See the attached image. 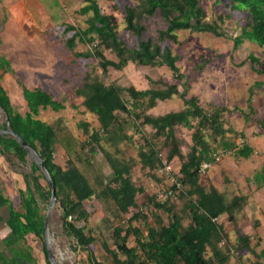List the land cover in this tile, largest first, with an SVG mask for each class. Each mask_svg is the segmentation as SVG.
<instances>
[{"label":"trees","instance_id":"trees-1","mask_svg":"<svg viewBox=\"0 0 264 264\" xmlns=\"http://www.w3.org/2000/svg\"><path fill=\"white\" fill-rule=\"evenodd\" d=\"M113 4L114 10L122 9L123 28L136 37L134 44H127L119 36L113 11H103L97 0H85L78 9L79 14L87 15L84 28L67 23L63 29L64 34H68L64 45L74 57L95 60L91 71L85 74L74 93L82 97L81 105L95 116L97 124L90 126L86 120L77 121L75 126L82 134L65 133V138L62 137L61 132H65V128L37 116L40 110L56 112L65 108L63 101L40 88H26L19 81L27 109L24 113L15 110L0 85V108L6 117L0 128L16 132L42 158L54 187L62 230L73 239L74 251L86 253V264H101L92 249L97 242L93 232L96 229L87 225L90 214L83 204L92 196L102 198L105 203L111 201L115 216L129 213L125 221L112 227L109 237L103 236L99 240L109 264H229L230 248L220 244L224 240V229L216 219L226 214L229 220L234 221L235 214L245 204V198L243 195L228 198L215 187L199 183L200 164L214 161L212 152L217 145L225 150L234 148V155L240 157H248L253 152L249 145L237 146L225 138V134L231 131L225 126L223 117V111L227 109L224 106L206 109L200 105L197 96H188L186 90L181 92L178 89L177 83H168L161 78L150 79L152 86L143 89L133 85L122 87L106 78L109 70H122L132 63L137 66H164L173 78L181 80L183 73L177 64L179 55L170 43L178 42V32L182 30L225 36L221 26L223 19L219 16L220 23L216 19H207L201 0H137L135 4ZM228 6L245 13L241 31L233 37V48L244 39L264 47V0H229ZM155 14L165 27L159 29L155 37L142 38L144 21ZM78 43H86L88 47L78 50ZM106 52L113 57H108ZM262 57L249 53L244 61L253 68L258 65L255 72L264 73V49ZM96 68L100 74L95 72ZM198 68L201 69L202 64H198ZM0 69L3 72L10 70L8 60L2 56ZM254 84L263 85L264 81ZM248 90L246 106L249 113L244 117L254 121L255 134L261 135L264 133V116H250L254 111L252 87ZM174 96L181 101L179 109L151 113L158 102ZM127 127L132 131H127ZM181 127L190 132V145L184 156L180 148L182 141L176 132ZM135 137L141 141L137 151L140 169L151 175L161 167L163 159H181L178 169L181 189L177 190L173 184L174 193L170 197L159 201L151 195L146 202L137 203V195L144 189L131 176L136 163L132 158L122 157V146L132 144ZM159 142L162 147L156 149ZM53 144H59L68 155L63 165L54 159ZM97 151L103 153L111 168V178L105 182L99 173L90 179L77 165H88L89 157ZM0 154L9 164L13 156L21 163L27 161L25 149L9 134H0ZM154 178L159 180L155 175ZM22 179L23 187L18 189L16 204L0 189V204L8 211L5 220L8 230L0 239V251L6 249L9 252L8 257L0 255V264H37L28 237L33 235L41 241L44 238L46 212L43 204L48 203L50 184L32 160L30 171L23 173ZM250 182L256 186L264 185V163ZM179 196L185 201L177 207L172 200ZM147 203H151L152 209L144 212L142 206ZM159 212L166 213V222L162 221ZM184 214L189 217L185 226L182 223ZM130 235L132 244H129ZM237 242L239 247L233 246L237 252L251 250L255 258L253 264H264V246L256 251L250 247L249 236L243 233L239 234ZM42 251L46 264H51L45 245Z\"/></svg>","mask_w":264,"mask_h":264},{"label":"rangeland","instance_id":"rangeland-1","mask_svg":"<svg viewBox=\"0 0 264 264\" xmlns=\"http://www.w3.org/2000/svg\"><path fill=\"white\" fill-rule=\"evenodd\" d=\"M85 0H0V55L8 60L10 70L3 72L0 69V85L9 96L12 107L20 113L26 110V103L22 96L23 86L29 89L40 88L44 92L51 94L55 99L62 100L65 108L56 112L45 109L40 110V119L51 123L57 127L65 128L61 135L65 138V133L74 132L82 134L75 124L77 121L86 120L90 126H95L97 120L94 115L87 112L81 105L82 97L75 95L74 90L84 80L85 74L91 71L95 60L93 58H76L64 45V39L68 34H64L65 24L70 23L77 27L84 28L87 15L78 13L80 6ZM99 6L106 13L113 11L117 19V30L119 36L127 44H134L136 37L124 30L122 9L116 11L113 3L121 5L123 3L135 4L137 0H97ZM206 12L207 19H216L219 23V16L222 17L221 26L225 30V36H216L209 32H189L179 31L178 42L170 43L173 50L179 55L177 64L183 73L181 80L172 77L170 71L164 67L137 66L129 63L122 70H109L107 81H113L117 85L127 87L133 85L138 89L152 86L150 79L161 78L168 83H177L178 89L187 91V95L198 97L200 105L208 109L215 106H224L223 111L225 126L231 131L225 134V138L240 146L243 143L255 145L256 126L250 118L245 119L244 115L249 113L246 106V98L249 94V87H252L251 104L253 110L252 117L264 116V84L255 85L254 82L264 81V73L255 72L248 61H244L249 53L262 57V50L253 42L244 39L236 48H233V37L238 35L245 22L244 11L231 9L229 0H201ZM229 14L227 17L226 15ZM145 30L142 38L155 37L159 29L165 27V23L155 14L144 21ZM86 43H78L76 49L87 48ZM108 57H113L106 52ZM244 61V62H243ZM202 64V68H198ZM100 74L98 68L95 69ZM181 106V101L174 96L171 99L160 101L150 111L153 114L164 113L170 110H177ZM5 114L0 108V124L5 121ZM90 129V128H89ZM131 132L132 128L127 127ZM64 132V133H63ZM177 134L181 138L182 156L188 151L190 145V132L185 128L177 129ZM137 137V136H136ZM134 138L132 144L122 146V157L132 158L135 167L131 172L132 179L144 189L137 195V203L146 202L148 196L155 195L158 199V192L172 189L174 180L179 177V164L181 159L174 157L171 162L174 170L170 173H162L159 170L147 172L140 169L137 157L140 139ZM162 143L156 145L160 149ZM165 151V150H164ZM212 154L215 159L199 174V183L206 187L213 186L222 192L226 197L233 195H243L245 204L242 209L235 214V220H229L226 214L220 215L216 221L221 223L224 229V240L221 246L227 245L230 248L231 257L229 264H253L254 255L251 250H238L237 239L240 233L249 236L250 247L257 251L264 246V197H257L256 186L250 182V178L258 169L259 154L256 148L248 158L234 155V148L224 151L220 145ZM53 156L57 163L63 165L68 155L59 144H53ZM217 156V158H216ZM12 164H5L8 171H14L13 179L17 186L22 187V174L30 171V157L21 163L16 157H11ZM89 164L84 166L77 163L80 170L87 174L90 179L99 173L103 182L111 178L112 172L103 153L97 151L89 157ZM3 164V166H4ZM6 173V172H5ZM154 175L157 179L154 178ZM161 178H160V177ZM3 178L5 180H3ZM17 179L20 182H17ZM0 188L3 195L10 198L16 204L18 202V191L9 178L0 173ZM181 189V188H179ZM178 190V189H177ZM168 198V197H167ZM162 201L163 198L158 199ZM185 198L180 196L173 198L172 202L176 206H181ZM84 207L90 214L87 225L95 227L94 234L97 242L92 246L95 257L101 264H109L108 258L99 246V240L103 236L109 237L113 226H117L129 215H116L111 201L105 203L102 198L92 196L83 201ZM45 206V212L47 205ZM144 212L152 209L151 203L142 206ZM134 210V209H133ZM162 221H167L166 213L159 212ZM8 211L0 204V239L7 233L5 220ZM152 220L149 214V221ZM189 217L184 214L183 225H187ZM49 235L48 243L50 249L58 261V264H86V253L80 250H73L74 241L62 230L60 221V209L55 203L49 213ZM132 236H129V244H132ZM28 242L32 245V254L37 260V264H46L43 245L45 239L30 235ZM256 243L258 244L256 246ZM241 249V248H239ZM0 255L8 257L6 249L0 251Z\"/></svg>","mask_w":264,"mask_h":264},{"label":"water","instance_id":"water-1","mask_svg":"<svg viewBox=\"0 0 264 264\" xmlns=\"http://www.w3.org/2000/svg\"><path fill=\"white\" fill-rule=\"evenodd\" d=\"M0 134H9L11 135L18 143L25 149L27 156L30 157V159L35 162L41 169L42 173L44 174L45 178L48 180L50 184V197L47 203V208H46V213H45V220H44V239H45V248H46V253L47 257L50 261L51 264H58V261L55 259L49 243H48V235H49V213L52 208V206L56 203V197H55V192H54V187L53 184L50 180L48 171L46 170L42 158L39 156L37 151L35 150L34 147H32L30 144H28L22 137H20L16 132L11 130L10 128L6 129H1L0 128Z\"/></svg>","mask_w":264,"mask_h":264},{"label":"crops","instance_id":"crops-1","mask_svg":"<svg viewBox=\"0 0 264 264\" xmlns=\"http://www.w3.org/2000/svg\"><path fill=\"white\" fill-rule=\"evenodd\" d=\"M5 72H7V71H5ZM26 109H27V107H26ZM39 115H40V113H39ZM38 118H40V117H38ZM5 120H6V118H5ZM247 145H249L250 147H252L253 150H254V148H256L257 154H259V165H258V169L254 172V173H256L257 171L260 170V167L264 163V134L261 135V136H258V139L256 138L255 145L254 146H252L251 144H247ZM248 157H243V158H248ZM2 160H5L7 162V164H8V161L6 160V158L3 155L0 154V173L1 172L4 173V176L7 177V178H9L10 183L13 182L15 184V187L17 188V191H18L19 188H22L23 187V184H22V187L21 186H19V187L17 186L16 182L13 179V176L15 174L14 171H12V170L11 171H8V169L6 168V166L2 162ZM12 163H13V160L11 159L10 164H12ZM3 164H4V166H3ZM3 180H5V179L3 178ZM17 182L19 183L20 180L17 179ZM22 183H23V179H22ZM2 184H3V182H0V188L2 187ZM255 186H256V184H255ZM255 194H256L257 197H260L261 195H263V197H264V185H262V186H256V192H255Z\"/></svg>","mask_w":264,"mask_h":264},{"label":"built area","instance_id":"built-area-1","mask_svg":"<svg viewBox=\"0 0 264 264\" xmlns=\"http://www.w3.org/2000/svg\"><path fill=\"white\" fill-rule=\"evenodd\" d=\"M224 151H227L224 149ZM213 158L215 159V155L213 154ZM217 158V156H216ZM210 161H203L201 164H200V167H199V172L202 173L205 171V169L210 165ZM160 172L162 173H170L172 172V170H174V167L172 165V162L171 161H167L166 159H163L162 161V165L161 167L158 169ZM174 184H175V187L176 189L180 187V183L178 182L177 179L174 180ZM174 191L173 189H169L167 191H160L158 192V199H161L163 198V200L167 197H170L171 195H173Z\"/></svg>","mask_w":264,"mask_h":264}]
</instances>
